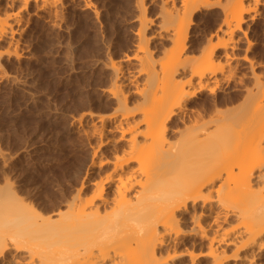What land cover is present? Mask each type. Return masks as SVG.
<instances>
[{
    "label": "bare ground",
    "instance_id": "1",
    "mask_svg": "<svg viewBox=\"0 0 264 264\" xmlns=\"http://www.w3.org/2000/svg\"><path fill=\"white\" fill-rule=\"evenodd\" d=\"M16 1L4 0V11ZM179 1L163 5L160 25L172 48L160 77L154 78L141 33L145 19L140 22L137 48L147 75L136 102L142 127H120L126 143L121 155L108 160L111 170L90 192L78 190L50 214L8 189L0 191V264H264V69L244 94L214 101L227 105L242 97L237 104L214 105L207 115L194 114L189 105L209 82L218 83L216 73L233 72L228 63L236 56L229 49L236 46L233 33H244L245 19L255 20L256 12H245L259 0H213L221 4L223 26L218 41L209 39L202 47L187 79L171 69L182 62L191 16L213 2ZM5 26L0 25V39ZM240 58L253 65L247 54ZM110 91L118 110H125L115 78ZM175 115L186 118L184 126L166 139ZM107 182H113L109 198L103 195ZM188 237L197 239L187 244Z\"/></svg>",
    "mask_w": 264,
    "mask_h": 264
},
{
    "label": "rangeland",
    "instance_id": "2",
    "mask_svg": "<svg viewBox=\"0 0 264 264\" xmlns=\"http://www.w3.org/2000/svg\"><path fill=\"white\" fill-rule=\"evenodd\" d=\"M211 1V7H201L191 16L187 46L180 53L182 62L171 69L181 79L190 77L191 64L201 56L208 40L218 41L222 9L220 3ZM16 3L4 11V0H0V25L6 24L0 39V191L8 189L13 197L50 214L63 208L78 190L90 192L94 182L111 170L108 160L121 155L126 143L120 138L122 128H131V124L142 127V110L136 102L147 75L140 68L143 54L137 48L140 22L145 19L141 33L157 71L154 78L160 77L162 62L172 48L160 25L163 5L174 6L180 1ZM253 11L255 20L242 22L244 33H233L236 46L229 49L236 56L228 62L235 66L233 72L216 73L218 83L209 82V89H202L190 102L194 114L207 115L208 109L237 104L242 97L227 105L214 101L238 91L244 94L254 76L261 77L264 0L245 16ZM13 12L15 16L7 15ZM243 54L252 58V66L242 61ZM114 78L128 103L125 110H118L116 96L110 91ZM185 120L173 116L166 139L175 138ZM112 186L113 182L105 183L104 197L111 196ZM192 239L197 238L188 237L186 243L191 244Z\"/></svg>",
    "mask_w": 264,
    "mask_h": 264
}]
</instances>
